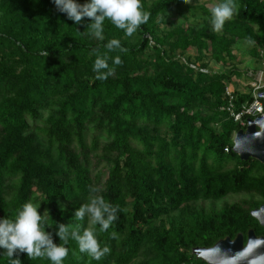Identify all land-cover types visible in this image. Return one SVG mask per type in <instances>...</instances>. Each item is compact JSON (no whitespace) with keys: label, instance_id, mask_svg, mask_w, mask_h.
<instances>
[{"label":"trees","instance_id":"1","mask_svg":"<svg viewBox=\"0 0 264 264\" xmlns=\"http://www.w3.org/2000/svg\"><path fill=\"white\" fill-rule=\"evenodd\" d=\"M198 1L141 0L148 22L129 37L106 20L101 40L90 21L75 25L52 0H0V218L14 220L32 202L54 243L64 244L55 236L63 224L93 230L110 248L96 261L70 239L64 264H206L194 249L239 234L247 241L251 230L264 237L251 215L264 205V166L233 152L247 128L224 111L232 73H210L204 62V55L233 60L231 46L249 38L259 57L264 3L235 0L237 12L220 35L204 6L202 25L161 32L164 18ZM112 39L124 51H109ZM98 55L114 69L106 80L93 71ZM235 96L240 110L253 102V89ZM241 194L262 201L204 206ZM93 195L119 208L107 232L75 217ZM19 259L50 264L26 253ZM0 264L9 258L0 255Z\"/></svg>","mask_w":264,"mask_h":264},{"label":"clouds","instance_id":"2","mask_svg":"<svg viewBox=\"0 0 264 264\" xmlns=\"http://www.w3.org/2000/svg\"><path fill=\"white\" fill-rule=\"evenodd\" d=\"M52 3L58 12L65 14L75 25H81L85 19L90 21L86 27H90L91 34L101 40L104 38L106 20H110L116 28L123 30L125 35L130 37L150 18V13L143 10L141 0H85L84 3H79L78 0H52ZM236 12L235 0H221L212 10V31H222L225 23L231 20ZM248 43L255 41L249 38ZM106 47L109 51H124L117 39L110 40ZM113 63H121L119 56ZM93 71L96 73V79L106 80L113 74L114 69L109 66L106 56L98 55ZM96 191L92 189L93 193ZM39 207L32 202H26L14 220L0 218V250H3L0 255H6L10 264H21L19 254L22 253H26L30 260L43 257L50 261V264H64L69 251L66 245L70 239L77 242L81 253H87L96 261H100L110 252L108 246H101L93 230L85 228L81 231L79 226L70 229L68 225H57L55 236L64 244L54 243L53 234L46 230L44 214H40ZM118 211L117 206L106 202L102 196L93 195L89 203L78 208L75 217L81 221L87 217L91 224L99 225L101 232H107L118 219ZM111 236L115 238L116 233L112 232Z\"/></svg>","mask_w":264,"mask_h":264},{"label":"rangeland","instance_id":"3","mask_svg":"<svg viewBox=\"0 0 264 264\" xmlns=\"http://www.w3.org/2000/svg\"><path fill=\"white\" fill-rule=\"evenodd\" d=\"M153 0H149L151 4ZM220 2L218 0H199L196 3L184 6L169 14L167 18H164L162 22V33H165L168 29L172 27H185L188 30L191 29L194 25H202L205 21V17L198 10L199 6H204L206 9L212 11ZM1 15V14H0ZM1 23V19H0ZM216 34H221L220 32H214ZM151 46H154L152 43ZM254 45L248 43L247 41L237 40L231 46V51L233 53L234 59L229 60L225 63H216L207 55H204V62L209 67L208 70L210 73L222 74V73H232L231 81L229 85L232 86L235 90L241 89L242 92H249L250 85L253 83L254 79H258L261 75V72L264 69V49H255L257 50L259 57H255L252 54ZM151 52V50H150ZM192 58L197 56V52H190ZM186 57H189L188 55ZM200 64V63H199ZM149 74H155L156 68L149 67ZM230 73V74H231ZM88 144L91 143V136H87ZM99 154H102L99 152ZM233 166H230L229 169H232ZM253 200L255 202H261L262 200L256 195L247 196V195H234L230 196L226 200H223L218 203H206L204 206L210 210H221L227 204H233L241 200ZM178 217V216H176ZM90 226L93 224L90 223Z\"/></svg>","mask_w":264,"mask_h":264},{"label":"water","instance_id":"4","mask_svg":"<svg viewBox=\"0 0 264 264\" xmlns=\"http://www.w3.org/2000/svg\"><path fill=\"white\" fill-rule=\"evenodd\" d=\"M259 99L264 102V92ZM233 152L241 161L253 159L264 166V115L250 119L247 129L236 134ZM251 215L264 228V205ZM193 254L206 264H264V237L251 230L247 241L239 234L236 239L226 238L212 248H196Z\"/></svg>","mask_w":264,"mask_h":264},{"label":"built area","instance_id":"5","mask_svg":"<svg viewBox=\"0 0 264 264\" xmlns=\"http://www.w3.org/2000/svg\"><path fill=\"white\" fill-rule=\"evenodd\" d=\"M260 1L264 3V0ZM192 67L195 68L194 66ZM250 87L253 89V102L245 103L240 110L235 104V89L232 88V86H227L225 91L227 105L224 111H226L229 117L242 128H247L250 119L254 120L264 115V102L259 99V94L264 92V69L260 77L254 79Z\"/></svg>","mask_w":264,"mask_h":264}]
</instances>
